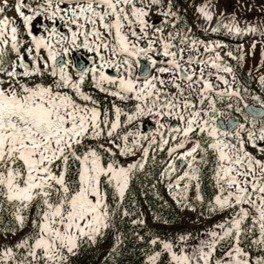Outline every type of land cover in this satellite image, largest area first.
I'll return each mask as SVG.
<instances>
[{"label":"snow or ice","instance_id":"obj_1","mask_svg":"<svg viewBox=\"0 0 264 264\" xmlns=\"http://www.w3.org/2000/svg\"><path fill=\"white\" fill-rule=\"evenodd\" d=\"M182 2L191 25L178 0H0V264H115L130 237L142 264H264V0ZM157 165L143 194L181 219L153 220L189 229L148 225Z\"/></svg>","mask_w":264,"mask_h":264},{"label":"trees","instance_id":"obj_2","mask_svg":"<svg viewBox=\"0 0 264 264\" xmlns=\"http://www.w3.org/2000/svg\"><path fill=\"white\" fill-rule=\"evenodd\" d=\"M181 3L183 2L181 1ZM248 83L249 85H251V79L248 81ZM86 87H89V86H86ZM103 104L104 102H102V106ZM163 157H164V154H160V158H163ZM159 170H160L159 165H157L156 168L154 169H150V171L152 172V176L142 177L143 186H141V183L138 180L134 183L133 188L136 194V199L139 202V206L147 218L148 225L153 230H158L161 235H164L165 233L175 232L176 229L179 228V226L184 224L185 220L183 223H177L176 228H170V227L168 228L167 226H164L162 224H157L156 222H154L153 215L156 212H159L165 217H169L173 219L174 222H178L181 219V217L176 214L175 205L172 206V209L161 208L160 205L162 201L156 199L152 191H149L147 196L143 194L145 189L149 188L150 184L155 182V179L157 178L156 174L159 172ZM157 187H158L160 194L163 195L165 200H167L164 195V191H163L164 187L162 185H157ZM124 229L129 234L133 230L130 224H125ZM142 260H143V256L141 255V247L139 246L138 242H136L134 239L130 237L129 240L126 242V245L124 246L122 253L117 255L115 259V264H142ZM94 264H99V262L96 261L94 262Z\"/></svg>","mask_w":264,"mask_h":264},{"label":"rangeland","instance_id":"obj_3","mask_svg":"<svg viewBox=\"0 0 264 264\" xmlns=\"http://www.w3.org/2000/svg\"><path fill=\"white\" fill-rule=\"evenodd\" d=\"M181 1H182V0H178V2H181ZM196 2H197V3H200L201 0H196ZM240 2L243 3L244 0H240ZM178 7L181 8V11H182V12H183V9H185V8L188 9V11H187V19H186V22H187V24L191 25V24L193 23V20H194V11H193V9L189 8L187 3H185V4L178 3ZM221 7H225V5L222 4ZM226 7H227V9H228L229 12L232 11V5H231V4L226 5ZM7 15H8L9 17H14V16H15V13H14L13 11H8ZM154 19L157 20V22H159V17H154ZM19 23H20L19 20H17V24H19ZM39 23H40L39 19H38L37 21L34 22V31L36 30V29H35V26H36L37 24H39ZM196 27L198 28L199 25H196ZM61 30H63V29H61ZM222 32H225V33H224L225 38H224V37H213V38H211V39H210V38H205V39L208 40L209 42L216 41V42L226 43L227 45H229L230 47H233V48L236 47L237 44L240 42L239 38H237V37H235V36H229V34H228L226 31H222ZM222 32H216V33H217V35L219 36V34L222 33ZM207 34H210V32L207 33ZM197 36H200V33H199V32H197ZM202 37H203V36H202ZM208 37H209V36H208ZM203 38H204V37H203ZM25 39H27V37H25ZM250 44H251V40H248L247 43L244 44V47H248ZM259 52H260V45L258 44V45H257V49H256L257 57L259 56ZM73 54H74V53H73ZM85 55H87V54H85ZM157 59H159V58H157ZM256 62H257L256 60H249L248 63L245 65V67H244V69H243V72H244V73H247V72H248V68H249V66H254V65L256 64ZM87 63H88V62H87ZM109 71H112V70H109ZM263 71H264V68L260 69L259 72H257V71L255 70V68H253L252 76H251V77H247V76L244 77V79H247L248 81H249L250 79H252V80L254 81V85H251V86H250L251 88L256 89V88L258 87L255 78H258L259 75H261L262 73H264ZM85 90H86V91H92L91 88H89V89H85ZM95 95H96V97H97L101 102H105V103L107 102V99H108V98H106L104 94H101V93H99L98 91H96V92H95ZM249 102H251V101H249ZM118 103H119V102H118ZM146 122H149V123L152 124V122H150L148 119H145V120L143 121V123H146ZM153 127H154V124H153ZM163 191H164V195H165L167 201H168L169 203L172 204V201H171L170 197L168 196L167 191H166L165 189H163ZM188 215H191V214H190V213H185V217H187ZM190 227H191L190 222L185 218V222H184V224H182L181 226H179V228H177L176 231H182V230H185V229H189ZM168 228H169V227H168Z\"/></svg>","mask_w":264,"mask_h":264},{"label":"water","instance_id":"obj_4","mask_svg":"<svg viewBox=\"0 0 264 264\" xmlns=\"http://www.w3.org/2000/svg\"><path fill=\"white\" fill-rule=\"evenodd\" d=\"M74 59L76 60L77 62V67L80 66V62L83 61L85 65H87V62L85 61V59L83 58V56H80L78 54H74ZM144 64H146V62H142ZM110 75L114 74L113 72H109ZM175 123V122H174ZM145 124V127H144V131H148L149 128H153V124L149 123V122H146L144 123Z\"/></svg>","mask_w":264,"mask_h":264}]
</instances>
